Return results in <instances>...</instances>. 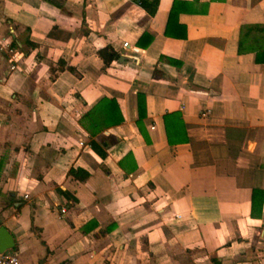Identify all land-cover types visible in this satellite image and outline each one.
<instances>
[{"label": "crops", "instance_id": "crops-1", "mask_svg": "<svg viewBox=\"0 0 264 264\" xmlns=\"http://www.w3.org/2000/svg\"><path fill=\"white\" fill-rule=\"evenodd\" d=\"M252 25L264 0H0V225L21 264H264ZM104 96L124 119L94 149L79 119ZM172 110L187 141H167Z\"/></svg>", "mask_w": 264, "mask_h": 264}, {"label": "trees", "instance_id": "trees-1", "mask_svg": "<svg viewBox=\"0 0 264 264\" xmlns=\"http://www.w3.org/2000/svg\"><path fill=\"white\" fill-rule=\"evenodd\" d=\"M136 1L140 3L145 9H147L150 13L154 12L158 4V0H136ZM251 28H255L257 30L259 29L264 30V25L247 26L248 30H250ZM240 42H241V38H240ZM239 49L241 50L242 48L239 47ZM97 51L105 62H110L116 55V51L109 44L98 48ZM255 60L257 62L264 63V47L256 48ZM64 64L65 62L63 60L61 59L58 60V68L64 67ZM68 68L73 69V67L71 66H68ZM136 111H137V117L135 119V123L140 133L143 135L144 139L146 141H149L148 132L146 130L143 121L144 117L146 116L145 95L144 92L141 90H138L136 92ZM123 119L124 117L116 105V100L104 96L100 98L91 108H89L81 115L79 122L90 134L89 142L90 145L95 149L96 141L92 138V136H94L101 129L119 123ZM163 120L165 124L167 141L169 143H178V142L187 141L188 135L185 128V123L182 119L179 110H172L165 112L163 114ZM101 154L104 155L105 152L102 151ZM125 160L132 161L129 167L126 166ZM118 163L124 169H128V170L129 169L132 170L136 167V163L131 151L126 152V154L121 159H119ZM69 171L72 173H76L78 169L71 167ZM87 174L88 172L85 171L83 176H86Z\"/></svg>", "mask_w": 264, "mask_h": 264}, {"label": "built area", "instance_id": "built-area-1", "mask_svg": "<svg viewBox=\"0 0 264 264\" xmlns=\"http://www.w3.org/2000/svg\"><path fill=\"white\" fill-rule=\"evenodd\" d=\"M1 46L2 45L0 43V47ZM62 210H64V208H62ZM0 264H21L18 258V251L14 247L13 248L10 247L6 250L0 251ZM59 264H66V263H59Z\"/></svg>", "mask_w": 264, "mask_h": 264}, {"label": "water", "instance_id": "water-1", "mask_svg": "<svg viewBox=\"0 0 264 264\" xmlns=\"http://www.w3.org/2000/svg\"><path fill=\"white\" fill-rule=\"evenodd\" d=\"M13 245H14L13 235L10 232L6 234L4 226L0 225V251L6 250L12 247Z\"/></svg>", "mask_w": 264, "mask_h": 264}]
</instances>
